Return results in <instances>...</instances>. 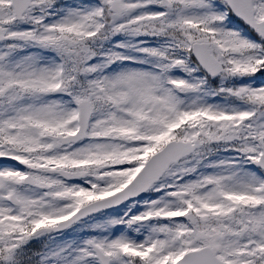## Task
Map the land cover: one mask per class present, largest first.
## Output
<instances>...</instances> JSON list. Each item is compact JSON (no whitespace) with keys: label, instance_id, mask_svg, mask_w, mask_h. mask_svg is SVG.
Wrapping results in <instances>:
<instances>
[{"label":"snow or ice","instance_id":"obj_1","mask_svg":"<svg viewBox=\"0 0 264 264\" xmlns=\"http://www.w3.org/2000/svg\"><path fill=\"white\" fill-rule=\"evenodd\" d=\"M0 264H264V0H0Z\"/></svg>","mask_w":264,"mask_h":264}]
</instances>
